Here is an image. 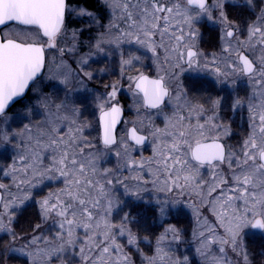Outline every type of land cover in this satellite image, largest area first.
Listing matches in <instances>:
<instances>
[{"label":"snow or ice","instance_id":"snow-or-ice-1","mask_svg":"<svg viewBox=\"0 0 264 264\" xmlns=\"http://www.w3.org/2000/svg\"><path fill=\"white\" fill-rule=\"evenodd\" d=\"M0 264H264V0H0Z\"/></svg>","mask_w":264,"mask_h":264},{"label":"trees","instance_id":"trees-1","mask_svg":"<svg viewBox=\"0 0 264 264\" xmlns=\"http://www.w3.org/2000/svg\"><path fill=\"white\" fill-rule=\"evenodd\" d=\"M85 2V0H72V3H80L83 4Z\"/></svg>","mask_w":264,"mask_h":264},{"label":"rangeland","instance_id":"rangeland-1","mask_svg":"<svg viewBox=\"0 0 264 264\" xmlns=\"http://www.w3.org/2000/svg\"><path fill=\"white\" fill-rule=\"evenodd\" d=\"M206 37H207V34H206ZM122 96L126 97L127 96V93L126 92H122Z\"/></svg>","mask_w":264,"mask_h":264}]
</instances>
